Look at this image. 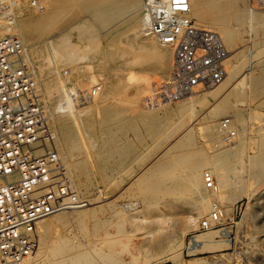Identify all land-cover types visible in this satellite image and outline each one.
<instances>
[{
  "label": "rangeland",
  "instance_id": "374dc122",
  "mask_svg": "<svg viewBox=\"0 0 264 264\" xmlns=\"http://www.w3.org/2000/svg\"><path fill=\"white\" fill-rule=\"evenodd\" d=\"M257 1L259 6L255 5L254 0H241V6L244 8L248 7L250 10V14L245 19V22L239 25L244 28V31L242 32L243 34L241 33L236 41H231L229 47L223 38L229 51V58L226 62L227 76L221 83L222 85L219 84L203 90L198 89L192 93L179 96L177 99H169L164 96V94L160 91V88L167 76L166 73L168 74L171 68L172 59L165 69H159L158 71V69L154 67L155 64L151 62L140 65L137 64L138 66H133V64L131 65L132 67H129L124 63H104L87 57L70 66L71 69H74V73L68 80L62 77L61 84H63H60V87L72 88L76 85V83H79L80 79H82V77H80L81 75H84L85 77L94 75L96 77L93 78L92 82L88 83L84 89L82 88L87 95V92L91 89L101 86L99 84L101 80L107 81L105 79H114L121 81L125 85V91L121 94L116 92L112 93L106 106H115L118 105V102L119 104L125 102L124 104L126 105L122 104L124 105L125 114L131 115L132 117H135L138 111L144 110L156 111V115L164 117L167 108L172 111H178V106L182 103H186L185 101L187 100H190L188 102H191L190 104H193V107L195 108L194 109L190 106L193 109L192 111H198L200 109L205 111L209 109L210 106H214L213 102L217 96H220L228 90L234 88L233 84L237 82V78H239L240 74H236L235 76L229 74V68L231 65L235 64L233 57L241 50H244L243 56L248 54L252 45H254L253 54L262 50L257 57H254V59L250 57V61L254 64L249 67L250 72H254V76L259 75L261 72V61L264 59V35L260 32L262 19L255 16L253 12L256 10V12H263L264 2L263 0ZM13 8H15L14 5ZM16 9L18 10L19 7L17 6ZM81 17L87 20V25H92L96 31L100 32L99 39L101 40L103 46L106 44L105 34L108 28H110L112 24L114 25H112L111 28H116L122 23L124 18L121 17L114 23L110 24L109 27H105L103 24L97 22L91 13L83 12L78 18ZM192 18L198 24V19L195 17ZM204 24L205 25H198L209 28L223 37L218 30L208 27L210 26V23L206 22ZM51 35H48L47 37H50ZM72 35L73 42H76L77 32L73 31ZM127 41L128 35H124L122 38V47H126ZM90 43L91 42L87 41L82 43L80 45L82 47L81 49H87ZM45 48L46 46L43 44L37 45L35 46L34 53L32 52L30 54V62L33 64L39 77L41 73H45L51 68L60 71V73H62L63 69L66 70L69 68H66L63 65L60 67L61 70H58L53 63L48 61L49 51ZM255 49L257 51H255ZM80 53H82V51ZM172 54L173 53L171 51V58L173 56ZM135 55V51L133 53L130 52L127 53L124 58L128 60L130 58H134ZM246 60L247 62L245 63V66H243L242 71L249 65L248 58H246ZM117 66H121V69ZM75 68H77L76 71ZM153 68L155 69L152 72ZM130 72L132 74L135 72V77L142 75L140 78L137 77L138 79H136V84L134 80V82L128 83V81L130 82V80H128ZM119 73L121 75H119ZM147 77L150 81L146 79ZM158 77L161 80L159 82L157 81L159 80ZM141 80L142 82H140ZM145 83L147 85H145ZM219 90L220 92H217ZM39 93L41 94L42 92L39 91ZM213 93L216 94L214 95ZM98 94L99 93H97L96 96ZM205 95L206 98L201 103L200 99L205 97ZM133 96L134 98L136 97V99H134ZM87 97L84 96L79 100L77 106L79 112L77 119L80 127L85 132V137L89 139L88 142L90 146L93 147L94 145L96 146L99 139L97 111H99L100 107L93 106L96 104H94L93 101H90L92 99L88 100ZM121 97H123L124 100ZM137 98H140V100ZM42 100L43 104L45 103L44 105H47L51 110L53 109L52 102L45 98V94L44 99ZM151 100L155 101L150 103ZM85 101H90L89 103L91 104L93 102L89 111H82V107H87V105H83ZM263 102L264 89L262 90V93L259 91L255 95L251 94L249 97L247 96V98H244L242 102L237 103V107H230L224 111L226 114L223 112L224 114H221L220 117H216L215 119L206 118L203 120L200 118L191 119V123H189L191 127H187L192 130V145L190 147L186 146L180 148L179 152L184 149L186 152L191 154V162L193 159L195 160L198 155H201V157L205 159L206 163H214L212 167L205 165L202 167L203 170H201L202 187L205 194L208 192L210 195L204 203L199 202V200H194L193 197L187 196L185 192L177 189H172L171 194L166 192L169 196L166 195L165 192H161V194L158 193L150 200H147V193L150 191V185L146 183L145 178L143 177L136 179L137 172L145 167L148 168L149 165L157 161L156 159L161 158L162 156L163 159H158L159 161L156 163H159L160 161L161 163H164L165 160H173L174 156L178 153L176 150L173 152L171 150V152L168 153L169 155H164L165 149L171 145L177 138L176 136L183 131L179 130L181 129L180 125H177L175 129V125L178 119H180V115H173L172 125H164L162 127V133L163 135H166L162 139L161 148L159 147L158 142L156 143V141L149 136L147 125L140 121L133 129L127 127L123 133L117 131L115 133L116 141L112 146L114 152L109 158L111 164H109L104 170L100 167L97 170L95 169L93 171L94 174L92 173V182L88 181L85 176L79 177L77 180V184L80 186L79 190H77L79 191L81 197L84 199H92L94 200L93 202L96 201L94 204L95 206L93 205V210L96 214L87 219L85 218L82 221H69L68 224L52 229V232L50 231L48 233L47 246L43 253L40 256L35 257V261H32L30 257L29 259L31 263L29 264H63L62 261L64 264H77V262L74 263L73 260L82 254H85V257L86 255L88 256L85 258L87 261L89 259L88 262L86 261L88 264H94V262L95 264L98 262V264H132L135 259L139 262V264H264V171L260 173L261 175H256L255 169H253L254 165L250 167H241L243 159L245 160L247 157L250 158L255 156L261 150L260 145L264 138V123L261 121L262 117H264V106H261L260 104ZM149 103L151 105H149ZM163 103V106L167 105L168 107L165 108L160 106ZM190 107L188 111L191 110ZM237 109L240 110L243 116L242 122H237L234 116V112ZM50 113H52V111L47 112L49 122L52 120ZM225 121H228L226 128L229 129L223 130L219 126L221 122L224 123ZM167 129L170 132L172 131V134H174L175 131L180 132L175 135V137L165 140L168 138ZM219 129H221V131H219ZM88 142L86 141L87 144ZM238 142L245 145H243V151L239 155V158H233L230 159V161H225L223 163L222 161L220 162L219 159L221 154L224 151L231 149V147L236 144H239ZM127 147H131V154L127 156V158H124L125 160L122 161L123 164L121 163V165H125L130 168L129 171L131 176L129 177L122 175L119 166L115 167V163L119 160L120 153ZM84 150L86 151V148H84ZM139 158L146 161L139 165L137 161ZM214 166L215 169L220 167L225 172V177L227 178L226 185L224 184L222 186L218 177L212 175L211 170ZM165 172L167 175L165 182L168 180L166 182L168 186L176 181H180L182 178L179 171H172L170 167L167 168ZM178 174L179 176H177ZM206 184L208 185V189ZM217 186L218 189L214 192L213 187L216 188ZM143 195L145 198H143ZM204 204L205 208L201 209V207H204ZM235 206L238 209L236 211L233 210ZM200 209L202 211H200ZM251 210H256L259 215L258 219H256L255 225H252V223L248 225L246 223L247 214L251 212ZM214 215L216 216L214 217ZM194 218H197L196 222H194ZM204 222H206V225L203 224ZM253 226H257V240H253L251 235L248 234L250 230H252L251 227ZM224 230L228 231L229 234L220 237L219 233L222 232L224 234L226 232ZM213 231L215 232L214 234ZM207 233L212 234L210 239L214 241L220 240L219 247L216 245L215 248H211L213 250L206 249L204 251L191 253L189 249L191 247L190 237ZM225 239H229L231 241L229 245H225V243L222 242V240ZM60 241H66L67 243L71 242L68 244L72 247V251L67 252L68 255L55 254ZM168 241H171V244ZM162 242H164V244H162L161 247L168 248L170 245L171 247L176 248V250L174 249L173 252L159 256L160 248H158V244H161ZM167 244L169 245L167 246ZM173 254H177V260L175 262H173L172 259ZM147 260L149 262H147ZM86 263L84 262L83 264Z\"/></svg>",
  "mask_w": 264,
  "mask_h": 264
},
{
  "label": "bare ground",
  "instance_id": "6f19581e",
  "mask_svg": "<svg viewBox=\"0 0 264 264\" xmlns=\"http://www.w3.org/2000/svg\"><path fill=\"white\" fill-rule=\"evenodd\" d=\"M7 1L9 3H12L14 1L17 4L19 9L17 10L18 12L16 14H18V16L14 20L9 21L2 14H0V38H3L10 33L16 32L26 42V45L28 47L27 52H26V58L29 59L30 61H31L30 54L32 52L34 53L35 46L43 44L46 46L47 50L49 51L48 61L53 63V65L56 68H58V70H61L60 67H62L63 65L66 68L69 67L66 70L63 69L62 73H60V71H57L54 68H51L47 70V72L41 73L40 77L38 76L36 71H35V74H36L37 88L40 92H42L40 94L41 99H44V94H45V98L49 99L52 102V107H53L52 110L47 105H44V107H45L46 112L52 111V113H50V115L52 116L50 127L52 129V132L55 138L56 148L61 156V159L63 160L67 168L68 175L73 181L74 186L79 190L80 186L79 184H77V180L79 177L85 176L88 179V181L92 182L93 180L92 173L95 169L97 170L100 167L102 170H104L109 164H111L109 158L114 152L112 149V146L116 141L115 133L117 131L123 133V131L127 127L133 129L135 128L136 124L140 121L147 125L149 136L153 140H155L156 143L158 142L159 147L161 148L162 139L166 135V134L163 135L162 127L164 125H172L173 115L176 114V115H180V119H178L175 125V129L177 125H180L181 129L179 128L178 129L180 131L181 130L183 131L181 132L179 131L180 133L178 131H175L174 134H172L171 133L172 131L170 132L167 129L168 138L166 136L167 139L165 140H169L175 137V135H177L178 133L179 135L176 136L177 138L174 140V142L171 145H169L165 149V153L164 152L163 153L164 155H166L170 153L171 150L172 152L176 150L178 151V153L174 156L173 160L168 159L167 161L165 160L164 163H161V161L159 163H156L159 161L158 159H161V158L163 159L162 156L161 158L156 159L157 161L155 160L156 162L155 163L153 162V164L149 165L148 168L145 167L141 169L139 172H137L136 179H140L141 177H143L145 178L146 183L150 185V188H149L150 191L147 193V200H150L151 198L156 196L158 193L161 194V192H165V194L169 196V194L172 193V189H177V190L185 192L187 196L193 197L194 200H199V202H203V203L206 202L207 197H210V195L208 194V192L205 194L204 189L202 187L201 170H203L202 169L203 166L207 165L209 167H212L214 163L213 164L206 163L205 159L201 157V155H198L195 158V160L193 159L194 161L192 160L191 162V158H192L191 154L186 152L184 149L181 152H179L180 148H183L186 146L190 147L192 145V136H191L192 130H190L187 126H190L189 123H191V119L193 120L195 118H200L203 120L206 118L215 119L216 117H220V115L224 114L225 113L224 111H226L230 107H234V108L237 107V103L242 102L244 98L245 99L247 98V96L249 97L251 94L255 95L259 91H261L262 93V90L264 89V59L263 61H261V72L259 75L254 76L253 75L254 72L253 73L250 72V68H249L252 64H254L253 62L250 61L251 59L250 57L254 59V57H257L259 53H261L262 50H260L259 52H256V54H253L254 45H252L250 47L251 49L249 50L246 56H243L244 50H241L236 56L233 57L235 64L231 65V67L229 68L230 69L229 74L234 75V76L236 74L237 75L240 74L239 78H237L238 79L237 82L233 84L234 88L228 90L227 92H225L224 94L220 96H217L213 102L214 106H210L209 109L205 111H202L201 109L198 111H192L193 110L192 108H194L193 104L191 105L190 104L191 102H188L190 100H187L185 101L186 103L184 104L179 103L180 105L178 106V111H172L171 109L167 108L168 107L167 105L163 106L164 103L162 105L159 104L160 106L167 108V111L165 112L164 117H160L156 115V111H145L144 109H142L144 111H138L137 115L135 117H132L131 115L125 114L124 105L126 104H124L125 102L123 101H122L123 103H120V104L117 101L118 105H115V106H106L107 102H109L108 101L109 98H111L112 93L116 92V93L121 94L123 91H125L126 89L125 85L121 81H117L114 79L112 80L105 79L107 81L101 80L99 83L101 86L91 89L90 91L87 92V95L85 91H83V89L85 86L88 85V83L92 82L94 77H96L94 75L87 76V77H85L84 75H81L80 77H82V79H80L79 83L78 84L76 83V85L72 88H66V87L61 88L60 84H61L62 77L66 78L67 80L72 77L74 73L73 72L74 69L72 68L73 69L72 70L70 66L76 64L78 61H82L83 59L87 57L96 59L98 62H104V63H109V62L119 63V64L124 63L125 65H128L129 67L133 64H134L133 66H136L137 64L140 65V64L151 62L155 64L154 67L158 69V71L159 69H165L168 66L171 59H173V56L171 58V51H172L171 48H168V46L161 44L154 37L148 36L144 32V21L140 13L142 0H41V7H38V8L32 7L29 4V0H7ZM254 2L256 6H259L257 0H254ZM190 3H191L190 16L197 18L198 24L200 25H205L204 23L206 22L210 23V26L208 27L218 30V32H220L223 35L222 38H224L228 47L230 46L231 41L233 40L236 41L239 35H241V33L244 31L243 30L244 28L240 27L239 25L244 23L245 19L250 14V10L248 7L244 8L243 6H241V0L240 1L239 0H197V1L190 0ZM11 10H14V9H11ZM83 12L91 13L94 16L93 18L97 22L103 24L105 27H109L110 24L114 23L117 19H120L121 17H124V18L122 20V23L116 28H111L112 25L114 24H112L110 28H108L105 34L106 44L103 46L101 43V40L99 39L100 32L96 31L92 25H87L86 24L87 20L83 19V17L78 18L80 14ZM255 12H253V14H255V16H257L259 19H262L260 32L264 35V11L263 12L260 11L256 13ZM139 13H140V16H139ZM73 31L77 32L76 42H73V39H72ZM48 35H51V36L47 37ZM124 35H128V41H127V45L125 48L122 47L123 45L122 38ZM86 41L91 42V43L89 44V47H87V49L82 50L81 49L82 47L80 45ZM81 51L82 53H80ZM134 51L136 52V55L134 56V58H130L128 60L124 58L127 53H130V52L133 53ZM255 51L257 50L255 49ZM245 57L248 58L249 65L248 67L246 66L247 68L242 71L243 66H245V63L247 62ZM228 58H229V55H228ZM119 67L121 69V66ZM155 68L152 69V72ZM76 70L77 68H75V71ZM134 73L132 74L130 72L129 77H128V80H130V82L128 81V83L135 81V84H136V79L142 76V75L141 76L139 75V77L137 76L138 77L137 78L134 76ZM119 75L121 74L119 73ZM146 79H148V77ZM142 80L140 82H142ZM157 81L158 82L161 81L160 78ZM146 83L145 85H147ZM217 85H213L210 87H214ZM198 89L199 88H196L194 89V91ZM199 90H203V89H199ZM222 90H223V87H222ZM92 91H95V95L93 96L91 101H93L94 104L96 105H93V102L92 104L89 103L90 102L89 101L88 103L90 106L88 107V110H90V107H92V105L96 107L97 106L100 107L99 111H97L98 112L97 121H98V128H99V139L96 143V146L94 145L95 147L90 146L88 142L89 139L85 137V132L80 127V124L77 119L78 113H79L78 108H77L79 100L84 96L87 97L88 93ZM192 92H189V93H192ZM217 92H220V90ZM97 93L99 94L96 96ZM189 93H183L182 95H186ZM121 98L123 99V97ZM205 98H206V95L205 97L200 99L201 103L203 102ZM134 99H136V97ZM137 99L140 100V98H137ZM139 100H136V101H139ZM153 101L151 100L150 103H152ZM150 103L149 105H151ZM260 105L264 106V102L261 103ZM190 106H192V108ZM189 107L191 108V110L188 111ZM234 108H231V109H234ZM234 116L237 122L243 121V116L240 110L237 109L234 112ZM261 121L262 123H264V117H262ZM219 127H221V129L223 130L229 129V128L223 127V122L220 123ZM221 129H219V131H221ZM86 141L88 142V144L86 143ZM243 145L244 144L239 143L231 147V149L224 151L221 154L220 156L221 160L219 159V161L220 162L222 161L223 163L225 161H230V159H233V158H236V159L239 158V155L242 153L243 147L245 146ZM83 147L86 148L87 153ZM260 147H261V150L257 155L252 156L250 158L247 157V159L245 160L243 159V161L241 160L242 161L241 167H247V166L250 167L254 165L253 169H255L256 175H259L260 173L264 171V138L262 140ZM130 149L131 147H127L125 150H123L120 153L119 160L117 161V163H115L116 164L115 167L119 166L120 171L122 172V175L127 176V177L131 176V173L129 171L130 168L126 167L125 165H121V163L123 160H125L124 158H127V156L131 154ZM137 161L140 165V164H143L146 160L143 161L142 159L139 158ZM169 167L172 169V171H179L182 175V178L180 181H176L175 183H172L171 185L168 186L166 184L168 180L165 182V178L167 176L165 174L166 173L165 170ZM211 173L212 175L218 177L222 186L224 184L226 185L227 178L225 177V172L220 167L219 168L217 167L215 169V166H214L213 169L211 170ZM177 176H179V174ZM206 187L208 189L207 184H206ZM216 189H218V186L216 188L213 187L214 192ZM166 192L169 194H167ZM173 196H176V195H173ZM143 198H145L144 195H143ZM86 201H87L86 206L81 209H77L74 211L60 212V213L53 214L41 220L38 223V235H39L38 249L34 254L26 257L19 264H29L31 263L29 259L30 257H31V260L33 261L34 259L36 260L35 257L40 256L43 253L44 249L47 246L48 233L52 229L68 224L69 221H73V222L79 221V220L82 221L85 218L87 219L95 215L96 212L93 210L94 209L93 205L95 204L96 201L93 202L94 200L89 199V198H86ZM203 208H205V204H204V207H201V209ZM201 209L200 211H202ZM258 216L259 215L256 210H251V212L247 214L246 223L248 225H250L251 223L252 225L253 224L255 225V222H256V219H258ZM196 219L197 218H194V222H196ZM251 228L252 230H250L248 234L251 235L253 240L255 239L257 240L256 238L257 226H253ZM214 233L215 232L213 231V234ZM219 234H220V237H223V236L228 235L229 232L226 231L224 234L220 232ZM211 235L212 234L207 233L203 235H197V236L190 237L191 238L190 239L191 247L189 246L190 252L196 253L199 251H204L206 249L215 248L216 245H218L219 247L220 240L214 241L210 239ZM250 241H251V238H250ZM164 242H162L161 244L160 243L158 244V248H160L159 256H163L169 252H173L174 249L176 250V248L171 247L169 244H167V246L169 245L168 248L165 247L167 249L161 247V245L164 244ZM222 242H224L225 245H229L231 241L229 239H225V240H222ZM68 243H71V242H68ZM68 243L66 241H60L59 247L57 248L55 254L57 255L67 254L68 255L67 252L72 251V247ZM84 255L82 254L77 257L75 256L76 259L73 260L74 263L75 262H77V264L80 262L82 263L84 259L88 257L87 255L86 257ZM172 259H173V262H175L177 260V254H173ZM86 261L87 260L85 259L84 262L86 263ZM147 262L149 261L147 260ZM62 263L64 264L63 261ZM0 264H6V263L0 260ZM132 264H139V262H137V260L135 259Z\"/></svg>",
  "mask_w": 264,
  "mask_h": 264
},
{
  "label": "built area",
  "instance_id": "2783aa9c",
  "mask_svg": "<svg viewBox=\"0 0 264 264\" xmlns=\"http://www.w3.org/2000/svg\"><path fill=\"white\" fill-rule=\"evenodd\" d=\"M29 4L38 8L41 0ZM16 8L14 1L0 0V14L9 21L17 18ZM190 12V0L141 2L145 34L173 53L160 88L169 99L217 85L227 75L223 38L198 25ZM27 48L16 32L0 38V260L6 264H19L37 251L41 220L87 204L56 148ZM94 95L89 92L87 99ZM83 105L87 111L88 101Z\"/></svg>",
  "mask_w": 264,
  "mask_h": 264
},
{
  "label": "crops",
  "instance_id": "0c3cea01",
  "mask_svg": "<svg viewBox=\"0 0 264 264\" xmlns=\"http://www.w3.org/2000/svg\"><path fill=\"white\" fill-rule=\"evenodd\" d=\"M168 264H170V263H168Z\"/></svg>",
  "mask_w": 264,
  "mask_h": 264
}]
</instances>
